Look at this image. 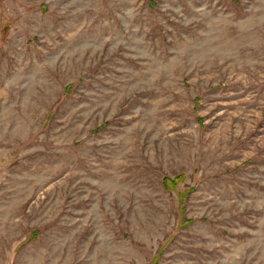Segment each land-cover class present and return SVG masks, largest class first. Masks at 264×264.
<instances>
[{
    "label": "rangeland",
    "instance_id": "1",
    "mask_svg": "<svg viewBox=\"0 0 264 264\" xmlns=\"http://www.w3.org/2000/svg\"><path fill=\"white\" fill-rule=\"evenodd\" d=\"M0 264H264V0H0Z\"/></svg>",
    "mask_w": 264,
    "mask_h": 264
},
{
    "label": "trees",
    "instance_id": "2",
    "mask_svg": "<svg viewBox=\"0 0 264 264\" xmlns=\"http://www.w3.org/2000/svg\"><path fill=\"white\" fill-rule=\"evenodd\" d=\"M163 180H164V184L166 185V188L169 190L172 189L171 185L174 183H172L168 177H165ZM187 195H188L187 192L185 194L184 193L179 194V205H180V208L183 212H184V202L186 200Z\"/></svg>",
    "mask_w": 264,
    "mask_h": 264
}]
</instances>
